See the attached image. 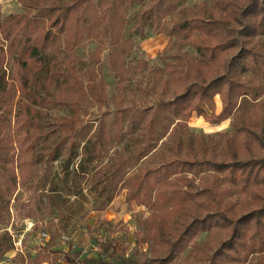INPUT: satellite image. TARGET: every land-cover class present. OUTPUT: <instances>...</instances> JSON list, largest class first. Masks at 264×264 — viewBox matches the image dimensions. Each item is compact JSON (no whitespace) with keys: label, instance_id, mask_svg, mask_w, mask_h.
Segmentation results:
<instances>
[{"label":"trees","instance_id":"1","mask_svg":"<svg viewBox=\"0 0 264 264\" xmlns=\"http://www.w3.org/2000/svg\"><path fill=\"white\" fill-rule=\"evenodd\" d=\"M18 1L25 13L0 21V220L12 217L27 165L45 160L47 182L21 201L24 218L34 219L36 210L49 214L51 228L67 222V197H84L78 179L113 148L112 162L98 169L93 185H103L104 194L123 184L126 202L150 211L136 234L137 248L129 256L113 254L120 264H178L191 246L179 262L197 264L202 234L208 239L199 248L201 264H264V0H211L195 13L183 8L190 0ZM134 6L141 7L140 32L149 26L170 39L165 51L175 52L163 68L125 63L129 41L123 33ZM105 38L114 48V123L104 118L83 133L79 119L59 117L49 122V146L38 153L43 121L33 103L44 91L49 107L80 112L89 100L109 105L94 66L81 73L73 55L85 42L99 41L94 56L100 63ZM134 86L140 94L127 95ZM195 116L212 126L231 120L232 131L194 134L189 122ZM57 161L61 171L52 177ZM113 200L109 196L104 207ZM11 242L8 231L0 233V257ZM145 244L149 261L148 251H139ZM59 260V253L44 249L28 264Z\"/></svg>","mask_w":264,"mask_h":264},{"label":"rangeland","instance_id":"2","mask_svg":"<svg viewBox=\"0 0 264 264\" xmlns=\"http://www.w3.org/2000/svg\"><path fill=\"white\" fill-rule=\"evenodd\" d=\"M94 2L98 4L99 0H94ZM210 3L211 0H190L183 8L195 13L198 9H202L203 6H209ZM140 11V6H134L128 11L123 41H129V43L128 47L122 46L120 48V50H124L126 47L125 63L127 66H137L142 61L147 63L148 67L163 68L166 61H169L170 55L175 51H165L170 39L165 35L157 36L156 30L152 27L147 26L143 33L140 32L136 27ZM23 13H25V9L18 0H0V21L10 15ZM144 37H146L145 40ZM105 41L104 51L100 56V63L96 61L94 56L95 51L100 46L99 41L85 42L73 51V55L79 61L81 73H88V70L94 66L97 75L107 86V93L110 99L109 105L101 107L97 102L89 100L88 103L84 104V108L80 112H75L69 105L49 107V105L44 104V99L49 98V92L44 91L41 99L37 100V103H33L35 107L40 109L43 121V137L37 150L38 153L45 151L49 146V122L54 123L55 119L59 117L79 119L78 123L83 133L89 130H91V133L95 131L96 128H99L104 118H106L108 125L114 123L116 101L113 97L117 93V80L110 69L111 66H109L111 64L109 56L114 48L110 45L109 38H105ZM4 45L6 46V44ZM183 49L192 51L188 46H184ZM63 55L68 54L63 53ZM11 68L12 60L10 58V61L6 64L8 73ZM130 93L139 95L140 91L138 92L137 86H134L132 91H126L127 95ZM27 102L32 104L29 99H27ZM220 108L221 102L217 99L218 112ZM189 126L194 134L216 135L219 132L232 131L231 120L220 126H212L203 118L195 116L190 120ZM126 127L127 124L125 129ZM128 141L126 140V144L129 143ZM114 146L121 148L122 144L115 143ZM112 153L113 148H110L104 159L97 166H93L94 169L85 177L78 179L77 186L82 188L84 197H67L69 200L65 207L68 213L67 222H59L55 228H51L49 214L47 213H40L35 210L34 219L24 218L26 209L21 206V201L25 203L30 194L42 189L47 182L43 178L49 174V164L45 160L29 163L25 172L27 183L21 186L16 201L13 198L11 202V219L0 220V233L8 231L12 240V249L0 257V264H28L29 259L33 260L38 252L44 249L54 250L55 247H60V258L62 259L65 254L77 255L81 253L82 255L86 250L87 252L84 254L86 260L84 262L89 264H120L116 260V256L113 255L114 253H118L121 256H129L137 248L136 234L143 231L144 223L150 211L148 208L139 207L135 203L128 204L126 202V191L122 189L123 184L109 187L104 194H102L103 185L98 187L93 185V182L98 180V177L95 179L98 169L107 162H112L110 157ZM60 165L61 161L53 164L52 177L60 173ZM18 173H21L20 169H18ZM131 174L132 171L128 170L127 177L124 180L127 181ZM48 185L46 187H49ZM109 196H113L114 200L111 204L104 207L105 201ZM100 208L103 209L99 210ZM41 210L44 212L45 206H42ZM8 221L10 222L8 223ZM65 225H67L66 230L63 229ZM43 234H46V236L44 237ZM63 235L69 238L68 241L64 242L62 240ZM207 239V234H202L199 238L198 249L195 251L197 254L193 258L197 264L203 263V256L199 254V248L205 246ZM107 245L112 247L108 248ZM93 246L97 250H93ZM192 248L193 246L189 247L181 257L177 258L178 264H180L179 261L190 256ZM139 251H148L147 261L151 259V252L147 244L142 245ZM78 262H82L80 258H75L73 263H68L77 264Z\"/></svg>","mask_w":264,"mask_h":264},{"label":"crops","instance_id":"3","mask_svg":"<svg viewBox=\"0 0 264 264\" xmlns=\"http://www.w3.org/2000/svg\"><path fill=\"white\" fill-rule=\"evenodd\" d=\"M221 109V108H220ZM224 123H226V122H224ZM224 123H222V124H224ZM221 124V125H222ZM220 126V125H219ZM60 247H55L54 248V251H56L57 253H59V255H60V257H61V254H60ZM64 252H66V251H64ZM86 254V253H85ZM66 255V254H65ZM65 255H63L64 257H63V259L62 258H60V260L58 261V263L57 264H70V263H68L67 262V260L65 259ZM84 257V258H83ZM80 259H81V261L82 262H78L77 264H89V263H87V262H84L86 259H85V256H84V252L82 253V256L80 257ZM46 264H48V263H46Z\"/></svg>","mask_w":264,"mask_h":264},{"label":"built area","instance_id":"4","mask_svg":"<svg viewBox=\"0 0 264 264\" xmlns=\"http://www.w3.org/2000/svg\"><path fill=\"white\" fill-rule=\"evenodd\" d=\"M43 236L45 237L46 234H43ZM68 239H69V238H68L67 236H65V235L62 236V240H63L64 242L68 241ZM92 249H93V250H97V248L94 247V246L92 247ZM86 252H87V251L85 250V251H84V254H85Z\"/></svg>","mask_w":264,"mask_h":264}]
</instances>
